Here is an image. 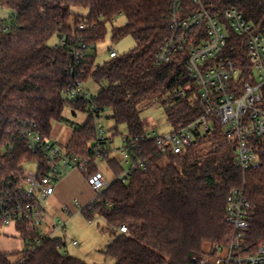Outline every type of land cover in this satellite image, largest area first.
<instances>
[{"label": "trees", "instance_id": "16d2710c", "mask_svg": "<svg viewBox=\"0 0 264 264\" xmlns=\"http://www.w3.org/2000/svg\"><path fill=\"white\" fill-rule=\"evenodd\" d=\"M185 1L196 8L192 0ZM172 2L0 0V6L13 11L10 20L0 19V196L9 190L23 209L34 204L21 188L25 165L37 162L41 176L50 169L42 154L27 148L19 134L21 125L35 124L43 138L50 140L54 122L63 119L67 107L89 113L65 150L90 161V176L99 172L97 122L108 110L116 124L109 146L119 134L118 126L126 125L127 140L137 141L146 155H155L148 172L133 173L127 183L117 179L124 164L116 157L102 158L116 179L82 209L85 218L106 222L114 239L104 253L115 264H201L205 255L229 245L233 228L225 216L233 189L244 190L253 206L249 244L264 242V153L257 169L244 172L236 164L234 142L216 115L209 117L210 129L181 155L156 154L154 141L142 139L146 132L141 109L145 107L159 104L173 131L206 114L199 88L189 77V51L174 55L168 63L157 61L159 48L171 35ZM210 2L213 10L236 8L256 28L264 26V0ZM76 8L88 14L77 13ZM121 15L127 22L113 28L112 41L131 36L136 47L114 57L111 51L109 61L97 64L95 51L106 39L107 24ZM54 38L59 41L55 46L50 45ZM79 44L86 48L77 59L70 52ZM223 56L237 61L242 79L251 81L252 63L242 38L231 33ZM77 79L106 84L90 99L71 100L67 91ZM14 226L28 249L0 255V264H88L64 250V238L42 236L28 219ZM122 226L127 227L126 233L119 231Z\"/></svg>", "mask_w": 264, "mask_h": 264}, {"label": "built area", "instance_id": "2783aa9c", "mask_svg": "<svg viewBox=\"0 0 264 264\" xmlns=\"http://www.w3.org/2000/svg\"><path fill=\"white\" fill-rule=\"evenodd\" d=\"M192 4L196 8L191 9L185 0H173L169 21L171 35L159 48L156 57L163 64L170 62L174 55L189 51L186 61L189 77L199 88V99L206 106V114L164 135L146 132L142 139L154 141L156 154L181 155L210 129L212 122L209 117L216 115L225 126L228 139L234 142L237 166L244 172L257 169L264 153V26L256 28L236 8L213 10L215 7L210 0H192ZM79 28L84 29V25ZM231 33L242 38L247 46L253 68L250 82L245 83L242 79L237 61L223 56ZM79 46V49L70 52L77 59L86 48L85 45ZM111 56H116V52L113 51ZM67 96L71 100L91 98L83 79H77L67 91ZM19 134L29 150L44 156L50 171L48 175L41 176L38 164L36 172L25 173L21 188L24 196L34 201L26 209L14 203L9 190L2 193L0 222L3 226L15 225L24 218L32 223L41 216L46 211V201L55 194L57 184L72 171H78L87 179L96 197L110 186L111 183L103 179L99 172L90 176L89 160L68 155L66 150L43 138L35 124H22ZM97 136L95 150L99 157H113L112 145H108L112 136L108 135L100 119L97 122ZM120 152L123 155L121 162L128 165L117 178L122 183H127L135 172H148L150 161L155 156L153 153L146 155L142 146L133 140H127ZM77 207L81 208L79 202ZM252 216L253 206L244 190L233 189L227 197L225 216L226 222L233 228L229 245L217 247L211 255H205L201 264H264V242L251 245L248 241ZM64 228L65 224L56 222L48 236ZM119 231L126 233L127 227L122 226ZM73 245L78 243L73 241Z\"/></svg>", "mask_w": 264, "mask_h": 264}, {"label": "rangeland", "instance_id": "374dc122", "mask_svg": "<svg viewBox=\"0 0 264 264\" xmlns=\"http://www.w3.org/2000/svg\"><path fill=\"white\" fill-rule=\"evenodd\" d=\"M74 10L77 13L88 14V10L86 9L76 8ZM12 14L13 11L10 8L0 6L1 20H10ZM126 22V16L121 15L113 22L107 24L106 39L103 43L97 46L95 51L97 64H103L109 61L111 51H115L118 55H123L136 47L137 43L131 36H128L117 43L112 41L113 28L122 27L126 24ZM70 24H74L73 18L70 20ZM58 42L59 41L54 38L50 41V45L55 46L58 44ZM105 84V82L99 84L94 80H89L86 82V89L91 95L95 96L100 92ZM111 114V110L106 111L102 115L100 123L107 130L108 135L113 136L116 131L112 129L116 127V124L111 118L108 117ZM88 117V112H82L67 107L64 111L63 119L61 121H55L53 124V133L50 142L56 144L64 151L70 139L72 138L74 131L84 126L88 120ZM141 120L143 122L145 132L147 133L155 132L158 135H164L172 131L171 125L167 122L165 112L159 104H154L141 109ZM117 131L119 134L113 139V154L111 155L121 161L123 159V155L121 154L120 149L127 143L128 129L126 125H119ZM97 164L99 167V175H101L103 179L107 180L108 183H112L116 179L114 172L101 158L98 159ZM37 167V162L27 163L25 165L26 175H29L31 172H36ZM124 167L126 169L128 165L124 164ZM85 182L88 183L86 178ZM84 192L85 197L83 198H71V203L74 205L76 212L66 210L65 205H63L61 202L62 200H59V203L57 204L55 202L57 200L51 197L48 198L45 203L46 211H44L38 218L36 217L35 220L32 221L31 225H36L41 234H46L53 230V226L56 222H62V224H65L64 230L57 232L53 236L62 237L65 239L66 247L64 250L71 256L82 259L88 264H115V260L108 258L104 253L107 246L114 239L113 235L109 232V230H107L106 222L98 217H96L94 220H89L85 218V216H83L80 211L87 206L83 204V201H85L91 195V192L88 190V188H86ZM69 194L70 193H67L65 198L70 196ZM76 200L81 205L80 209L77 207ZM14 229V226L0 227V237L12 240L5 246V248H10L11 250L18 249L19 252H24L28 249V247L21 237V233L15 230L16 235H7V233L13 231ZM73 241H77L78 245H73ZM19 245L20 247H18ZM207 250L209 251L210 249L207 247ZM13 261H15V258Z\"/></svg>", "mask_w": 264, "mask_h": 264}, {"label": "crops", "instance_id": "0c3cea01", "mask_svg": "<svg viewBox=\"0 0 264 264\" xmlns=\"http://www.w3.org/2000/svg\"><path fill=\"white\" fill-rule=\"evenodd\" d=\"M86 188H88V190L91 192V195L89 196V198L83 201V204L89 205L96 198L95 196L96 194L94 190L91 188V186L88 185L87 182H85V178L83 177L81 173H79L78 171H72L57 184L55 194L51 198H54L55 200H57L55 201L57 204L59 203V200H62L61 202L63 205H65L66 210L76 212L74 205L71 203V198L72 197H79V198L85 197L84 191ZM67 193H70L69 194L70 196L67 195L68 197L65 198ZM11 226H14V225H11ZM14 228L15 229L7 233V235H11V236H13L14 234L16 235L15 230L17 229L15 226ZM49 233L50 231L46 234H49ZM11 241H12L11 239L0 237V255L19 253L18 249L11 250L10 248H5V246L9 244ZM18 247H20V245ZM14 258L16 259L17 257H14Z\"/></svg>", "mask_w": 264, "mask_h": 264}]
</instances>
